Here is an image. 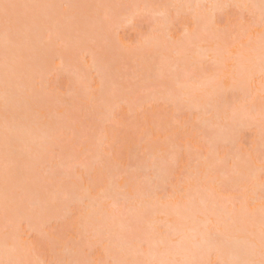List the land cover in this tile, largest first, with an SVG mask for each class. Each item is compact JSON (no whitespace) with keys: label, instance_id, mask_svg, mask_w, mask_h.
<instances>
[{"label":"rangeland","instance_id":"1","mask_svg":"<svg viewBox=\"0 0 264 264\" xmlns=\"http://www.w3.org/2000/svg\"><path fill=\"white\" fill-rule=\"evenodd\" d=\"M170 1L0 0V91L5 90L12 107L6 113L0 98V140L8 137L7 125L17 127L16 136L26 130L23 145L14 140L0 153V190L12 186L18 181L15 174L23 172L17 174L22 190L8 188L7 199L1 196L5 207L0 205V253L6 264L117 263L112 248L117 235L105 241L93 235L92 228L114 221L131 239L139 226L130 218L137 203L172 204L177 190L193 188L201 169L218 159L219 183L201 189L206 201L234 216L240 207L239 181L252 171L264 190V77L257 69L261 50L246 54L255 69L251 78L245 69L247 76L232 80L235 86L220 85L223 73L236 70L227 66L237 65L231 59L233 46L253 43L264 32V2L254 9L250 2L238 8L226 0L204 3L206 7L198 4L201 0H189L188 5L187 0L177 5ZM197 4L204 7L198 23L192 9ZM161 9L168 15L163 26ZM186 29L194 30V37L188 39ZM153 36L161 43L155 56L151 46H143ZM202 40L215 50L203 49ZM141 46L146 50L140 57ZM175 49H181L183 57L199 55L193 69H179L185 70L179 80L189 84L186 96L173 83L176 70L171 65L181 57ZM140 62L148 68L140 69ZM159 63L165 65L161 70ZM198 83L205 86L190 90ZM187 102L198 108L189 110ZM252 102L255 112L249 108ZM234 110L238 115L233 120ZM108 111L112 116L107 120ZM221 126L235 127L231 141L216 143L211 153L209 141ZM156 172L161 174L157 188ZM103 193H108L104 200ZM97 199L101 201L95 206ZM257 205L264 206V200ZM218 214H196L187 224L204 221L201 230L214 239L218 227L212 220L224 219L229 237L244 238L241 260L262 262L264 257L254 258L247 249L262 240L264 209L259 207L241 234L233 233L234 220ZM144 226L141 241L132 246L144 250L152 237L178 245L165 222L156 230ZM132 254L125 255L123 264L145 261L141 253ZM117 255L123 261V254ZM171 258L179 263V255ZM204 264L223 263L211 255Z\"/></svg>","mask_w":264,"mask_h":264},{"label":"bare ground","instance_id":"2","mask_svg":"<svg viewBox=\"0 0 264 264\" xmlns=\"http://www.w3.org/2000/svg\"><path fill=\"white\" fill-rule=\"evenodd\" d=\"M181 0H172L170 1L171 4L173 5H177L178 2ZM212 1L214 0H201L198 4H203L204 7L205 4H211ZM226 4H231L233 6H236L238 8H246L247 2L251 3L252 8L254 9H260L261 6L260 4L262 2H264V0H226ZM187 4L189 2V0L185 1ZM231 2V3H228ZM205 3V4H204ZM184 4V5H185ZM195 5L194 7H192V9L195 12V16H194V22L198 23L201 22L202 19L204 18V13H203V8L204 7H198L199 5ZM188 5V4H187ZM214 12V11H213ZM160 15H162V19L163 22L161 23V26H163L164 24H167L168 22V15H167V11L164 9H161L158 12ZM214 15V13H213ZM211 15V18L212 16ZM160 26V27H161ZM159 33L162 32L160 29L158 31ZM186 32L188 33L187 38H191L194 37L195 35V31L194 30H189L186 29ZM257 31H255L256 33ZM262 38H264V32L262 31L260 33V36L258 38H254L253 39V43L248 44V41L244 42V43H238L236 45L233 46V49H231L230 54L232 55V60H236L237 61V65H233L230 63V66H228V69H236L234 71L230 70L228 72L223 73L222 77L223 79L220 82V85L223 86L224 88H229L232 86H235V84H232V80H234V78H242L244 76H247L246 70L245 69H250L251 67L249 66V63L251 62V60L249 59V57L246 55L249 52L252 53H256L258 51L261 50V44H262ZM201 43H205L203 49H206L207 51H213L215 50L213 47V44L209 43L206 40H202ZM248 44V46L246 47V45ZM143 46H147V48L149 46L152 47L153 51V56H155V54L158 53L161 43H160V38L157 36H153L151 38H148ZM141 46L140 47V52L137 53L140 57L144 54V51L146 50L145 47ZM238 47L240 48V52H238ZM230 49V48H229ZM229 49L227 51H229ZM157 52V53H155ZM174 53L177 56H181V57H177V61L171 65L172 69H175L176 72V76L175 74L173 75L174 78V82L175 85L178 86V90H181L179 92H182L181 96H186L189 94L186 93L185 91L187 89H189V84L186 81H180L179 78L181 79V75L183 77L184 72L180 71L181 69H193V67L197 64L198 59H199V55L198 54H192L191 56H182V50L181 49H175ZM219 53V51L217 52V54ZM137 55V56H138ZM226 62L227 59L224 60L223 65L226 66ZM161 63V62H160ZM159 65L161 67H159L161 70L162 67H164V64H160ZM217 63H219L217 61ZM140 65L142 64L141 62L139 63ZM137 64V65H139ZM147 67L148 68V64H145L143 66V64L140 67ZM255 66V65H254ZM230 67V68H229ZM225 68V67H224ZM144 69V68H143ZM146 69V68H145ZM180 69V70H179ZM259 69V67L257 68ZM178 71V73H177ZM228 75H233V76H228ZM175 76V77H174ZM236 76V77H234ZM177 78V79H175ZM177 80V81H176ZM179 80V81H178ZM174 86V85H173ZM204 84L198 83V86H194L193 88L191 87L190 90L192 89L193 91L199 90L201 89V87H204ZM174 90V88H172ZM171 91V90H170ZM173 92V91H171ZM174 93V92H173ZM175 96V95H174ZM180 96V95H178ZM176 96V97H178ZM0 98L4 100L5 102V107H6V113H10V111L12 110V107L9 105V98L6 97V92L5 90H1L0 91ZM174 98V97H172ZM176 98H175V102H176ZM189 103V102H187ZM251 106H253V102L250 103ZM249 105L250 110L254 111L256 105L254 104L253 107H251ZM187 108L189 110H193L198 108V105H192V104H188ZM255 112V111H254ZM108 115L106 117V119L108 120V117L112 116L111 112H107ZM4 123H8V121L5 119ZM200 125H203L202 121H199ZM10 126V125H9ZM8 125L4 127V130L7 133V130H9L8 132V137L6 138V140L1 141L0 142L2 144H0V153L2 154V150H5L4 147L10 146V144L13 143V141H19L22 143L23 145V141H24V134L26 132L25 131H21L20 133V137L16 136L13 132V128H17L16 126H10ZM227 127V129H225ZM221 126L220 130L218 131V133H216V138L214 137L213 139L215 140H211L209 141L210 144H212V147L214 146V149L212 148V152L216 151L215 147L216 145H219L221 143H228L231 141V131L233 132L235 127H230V126ZM232 128V130H231ZM12 130V131H11ZM225 130V131H224ZM230 131V133L228 134L227 132ZM17 132V131H16ZM4 134V135H3ZM22 134V136H21ZM1 135H3L5 137V133H1ZM5 139V138H4ZM12 142V143H11ZM214 142V143H213ZM219 144H216L218 143ZM16 143V142H15ZM20 143V145H21ZM21 145V146H22ZM19 146V147H21ZM19 147H16V149H18ZM4 155V154H3ZM204 159L207 158V155L203 156ZM2 158V157H0ZM3 160V159H1ZM217 163V164H215ZM221 159L216 160L215 162H210L209 165L207 166V168L203 171V169H201L200 174L198 175L197 178V184L193 187V188H188L187 186H184L183 188H180L179 190H177L173 197L175 196V202L171 203H161V202H154L151 201L149 203L146 202H139L137 203L136 207H135V211L131 212L130 218L137 224L139 225L137 227L136 230H134V233L131 234V239L125 236V234L123 232H120L119 229L117 230V224L113 223L114 221H111L112 223H109L110 221H108V223L106 222L103 227H97V229L95 227L92 228V233L93 235H101V237L103 238V240L108 241V239L113 236V235H117L116 238L117 240L115 241V243L112 245L113 250L116 253L115 259L118 264H120V262L125 261L124 257L125 255H131L132 253H134V255L132 254V256H135V254L137 253H141L144 260H136L133 261L132 264H149V263H156V264H204L207 260V258L211 255H214L218 261H221L223 264H225V262H240V264H247L245 263L246 261H242L241 260V256L243 254V252L245 250H243V245L241 240H244L243 237H239L235 236V237H229L228 234H226L225 232L228 230V226L225 222L224 219L222 218H218L217 220H212L214 221V223H216L217 228V232L214 234L215 238L212 239V243H208L206 242V238L208 237V235H206L203 231V229L201 230V226L204 225V221L198 220V224H192V225H188L187 223L192 222L195 220V215L196 214H216L218 216H220L218 214L219 212H223L225 213L231 220L235 221V224H237V232H233L234 234H241L243 232V225L245 223L249 222V218H251L254 214L256 215V213H258L259 211V207L264 209L263 205H257L259 203V201L261 200V196L259 195V190L261 191L262 189V185L259 183H256L253 178H255V172L252 171V173H244L243 175L241 174V172L236 171L235 173L239 174L238 176L242 175V182L241 180L239 181V196L238 199L240 200V207L238 208V212H236L234 214V216H231V212L232 211H225V210H220L216 207V204H214L213 202L209 203L208 199L206 201L205 198H203V196L201 195V189L202 188H207L210 187L211 183L215 184L216 182L219 183V176H218V172H219V165L221 166ZM20 169V168H19ZM263 168H261L259 171H261ZM23 171V170H22ZM160 171V170H159ZM21 172V169L17 172V174H19ZM161 172V171H160ZM160 172H156L155 173V187H158V182L161 180V174ZM23 173V172H21ZM243 173V172H242ZM17 174H15V176L17 177L16 180L20 181V176H18ZM20 175V174H19ZM19 177V179H18ZM17 181V182H18ZM14 181L13 184L7 185L6 188H2V190H0V202L7 199V197L4 196H9V194L5 195V193H11L9 192L11 189H17L22 190L23 186H21L22 181L18 182V187L16 183ZM124 183V182H123ZM122 185L128 186L130 189H132V187H130L129 185H125L127 184L126 182ZM207 185V186H206ZM132 186V184H131ZM12 187V188H11ZM15 187V188H13ZM20 187V188H19ZM10 188V190L8 189ZM127 189L128 191L130 189ZM200 189V190H199ZM15 190V191H17ZM131 192V191H130ZM129 192V194H130ZM220 192H216V194L219 196ZM2 194H3V199H2ZM104 194V193H103ZM108 193H105L104 196H102V200H104L106 197L105 195H107ZM132 194V193H131ZM130 194V195H131ZM129 195V196H130ZM12 195H10L11 197ZM132 196V195H131ZM12 198H14V196H12ZM11 199V198H10ZM8 197V200H10ZM15 199V198H14ZM12 201V199L10 200ZM9 201V202H10ZM101 200H94L93 201V205H98L99 202ZM256 203V205L253 207L252 204ZM0 205H3L5 207L4 204L0 203ZM3 206L0 207V209L3 208ZM89 207H91L90 205H88ZM144 209V211L142 212V210ZM147 210V211H146ZM142 212V214H144V216L140 215V213ZM146 212V213H145ZM134 213V214H133ZM155 215H163V217L156 218L153 219ZM249 215V217H248ZM134 217V218H133ZM143 218V219H142ZM262 222V224H264V214L263 216L260 218ZM158 221V222H157ZM160 222H165L166 224H168L169 228V233L172 236L177 237V240L175 241V244L178 243V245H174L173 247L170 246V242L167 240L166 237H161L156 239V237H152L151 239H148L145 241L146 244V248L143 250L141 248H139L138 246H132L133 242H137L136 239H140L138 241H141V236H140V232H144L145 227L144 224H149L150 228H155L154 230L158 229L159 226L157 227V224ZM162 224V223H161ZM140 225H142L143 227H141ZM167 226V225H164ZM95 228V229H94ZM103 228V229H102ZM139 228V229H138ZM149 228V229H150ZM100 229V230H99ZM125 229V228H123ZM142 229V230H141ZM94 230V231H93ZM102 230V231H101ZM152 230V229H150ZM262 231V229H261ZM99 232V234H98ZM138 232V233H137ZM101 233V234H100ZM147 233V232H145ZM134 240L132 239V237H134ZM211 237L213 235H210ZM125 237V238H124ZM137 237V238H136ZM126 239V241L124 240ZM132 244V245H131ZM132 247H134V250H131ZM118 251V252H116ZM6 253V252H5ZM8 253V252H7ZM123 254V261H119L118 255L117 254ZM247 253H251L250 255H252L254 258H263L264 254H262V240L259 239L257 241V243H253V247H251L250 249H247ZM2 252L0 253V264H6L7 262L1 257ZM9 258L12 261H16V259H13L10 257V254L8 253ZM174 255H179L180 256V260L179 263H176L175 261L172 260L171 256ZM121 256V257H122ZM111 257V256H109ZM118 258V259H117ZM119 261V262H118ZM264 261V260H263ZM113 263V262H112ZM117 263H113V264H117ZM76 264H80L77 263ZM249 264V263H248ZM250 264H261V261H256Z\"/></svg>","mask_w":264,"mask_h":264},{"label":"snow or ice","instance_id":"3","mask_svg":"<svg viewBox=\"0 0 264 264\" xmlns=\"http://www.w3.org/2000/svg\"><path fill=\"white\" fill-rule=\"evenodd\" d=\"M5 9L9 7V5H4ZM226 7V6H224ZM262 16H264V7H262ZM254 67L249 69V77L254 74ZM259 71L261 77H264V38H262V44H261V53H260V59H259ZM238 113L237 111H233L231 114V119H236ZM262 122H264V113H262ZM261 199L264 200V190H262L261 193ZM206 242L212 243V237L208 236L206 238ZM262 254H264V224H262ZM225 264H240V262H225ZM261 264H264V261L261 262Z\"/></svg>","mask_w":264,"mask_h":264}]
</instances>
